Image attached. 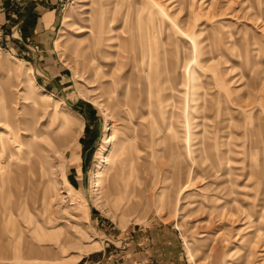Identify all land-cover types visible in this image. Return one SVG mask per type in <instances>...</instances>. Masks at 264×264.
Wrapping results in <instances>:
<instances>
[{"label": "rangeland", "instance_id": "obj_1", "mask_svg": "<svg viewBox=\"0 0 264 264\" xmlns=\"http://www.w3.org/2000/svg\"><path fill=\"white\" fill-rule=\"evenodd\" d=\"M169 1L0 15V264H264V0Z\"/></svg>", "mask_w": 264, "mask_h": 264}, {"label": "crops", "instance_id": "obj_2", "mask_svg": "<svg viewBox=\"0 0 264 264\" xmlns=\"http://www.w3.org/2000/svg\"><path fill=\"white\" fill-rule=\"evenodd\" d=\"M57 2L58 0H19L17 4L10 2V6L3 0L5 11L2 13V25L6 27V22L18 16L15 28L25 36L31 32L38 34L53 31L60 21Z\"/></svg>", "mask_w": 264, "mask_h": 264}, {"label": "bare ground", "instance_id": "obj_3", "mask_svg": "<svg viewBox=\"0 0 264 264\" xmlns=\"http://www.w3.org/2000/svg\"><path fill=\"white\" fill-rule=\"evenodd\" d=\"M167 1V0H166ZM177 2V0H171V1H169L168 2V4L169 5H172V4H174V2ZM206 0H204L203 2H205ZM247 2V1H246ZM180 4V2H177L173 7H176V6H178ZM204 4V3H203ZM207 4V3H206ZM172 7V8H173ZM205 7V6H204ZM206 7L207 8H209V9H211V7H212V2H209L207 5H206ZM118 10H119V8H118ZM112 24V23H111ZM108 25V24H107ZM108 27V26H107ZM106 28V27H105ZM108 29V28H107ZM111 30H112V28H111ZM110 30V31H111ZM130 37L128 38V39H126L125 40V43H124V45L123 46H125L126 48H129V47H131L132 46V41H134V40H132V37H131V34L129 35ZM119 37L116 35V36H114V37H109V36H106V37H102V41H104L105 43H106V45H108L109 47H114V46H116V43H113L114 42V39H118ZM131 39V40H130ZM96 43H95V45H94V47L96 48V49H98L99 47H100V40L99 39H96V41H95ZM117 44H119V43H117ZM162 44H164L163 42H162ZM134 47H135V49L137 50V47H139L138 46V44H136V43H134ZM170 52H171V50H169ZM84 52H85V56H88V54H89V52H90V49H86V50H84ZM83 53V52H82ZM83 55H84V53H83ZM111 54L110 53H107V54H104V58H108L109 56H110ZM174 56V55H173ZM88 60H89V62L93 65V67H94V71H99V69H101V65L99 64V63H97L96 61H98V55H93V54H90V56L89 57H86ZM120 66H122V64H119ZM188 65V64H187ZM186 66V65H185ZM110 74V75H109ZM108 75L109 76H112V77H115V75H116V71L114 72V68L111 70V72H104L102 75H101V78H106V77H108ZM116 79V78H115ZM118 82H119V79H118ZM114 83H116V82H114ZM117 84V83H116ZM111 85V84H110ZM106 86V88L107 87H109V85L108 84H106L105 85ZM116 86V85H115ZM116 88H118V87H116ZM43 89V88H42ZM43 92H44V94H45V96H49V95H53V94H51V93H49V92H47L46 90H43ZM42 92V93H43ZM35 117V116H34ZM63 119H64V117H63ZM65 119H67V118H65ZM68 120V119H67ZM67 122H69L70 124H73L74 122L72 121V120H68ZM34 123V120L31 118V117H29V114L28 113H26V112H24L23 113V124H24V126L26 127V128H24V130H25V132H29V131H31V137H32V141L34 142V144H35V146H36V148H37V150H39L40 152H42V143L39 141V139L41 138V137H46L47 139H48V143H55L56 141H58V140H61V141H63V142H65L66 140H68V144H69V141L71 140V137L69 136V135H67V137L66 136H60V135H58L57 133V137H53V135L51 134V133H53V130H51L50 131V133L49 134H46L45 132H43L41 129L40 130H36V129H32V128H29L28 126H30L31 124H33ZM63 123H65L64 121H63ZM70 124H67V125H63V126H61L60 128H58V129H67L68 131H69V128H70ZM9 126H10V124H9ZM48 131V130H47ZM16 132V131H15ZM75 133V132H74ZM25 135H28V134H25ZM11 139H12V137H13V139H14V137H15V134L13 133H11ZM55 136V135H54ZM16 138V137H15ZM43 139V138H42ZM7 140H8V138H6V142H7ZM46 140V139H45ZM30 143V142H29ZM29 143H27V142H25V144L24 145H29ZM52 143V144H53ZM22 144V143H21ZM6 147H7V145H6ZM26 147V146H25ZM45 149V148H44ZM29 154V151H28V153H27V155ZM43 159V157H40V160H42ZM187 188V187H186ZM141 204H142V202H141ZM141 204L139 205V206H141ZM190 254L191 255H193V252H191L190 251Z\"/></svg>", "mask_w": 264, "mask_h": 264}, {"label": "built area", "instance_id": "obj_4", "mask_svg": "<svg viewBox=\"0 0 264 264\" xmlns=\"http://www.w3.org/2000/svg\"><path fill=\"white\" fill-rule=\"evenodd\" d=\"M59 1H62L63 2V0H59ZM60 5H62V6H64V4L62 3V4H60ZM5 11V6H4V3H3V1L2 0H0V15L3 13Z\"/></svg>", "mask_w": 264, "mask_h": 264}]
</instances>
